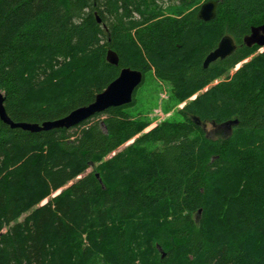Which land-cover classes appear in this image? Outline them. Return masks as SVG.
<instances>
[{"label":"trees","instance_id":"1","mask_svg":"<svg viewBox=\"0 0 264 264\" xmlns=\"http://www.w3.org/2000/svg\"><path fill=\"white\" fill-rule=\"evenodd\" d=\"M207 1L0 0L15 123L88 106L123 68L153 72L186 103L181 121L146 133L128 111L136 93L70 129L0 119V264H264V52L244 43L264 0H217L204 22ZM225 35L235 53L205 68ZM205 123L234 125L211 139Z\"/></svg>","mask_w":264,"mask_h":264},{"label":"water","instance_id":"2","mask_svg":"<svg viewBox=\"0 0 264 264\" xmlns=\"http://www.w3.org/2000/svg\"><path fill=\"white\" fill-rule=\"evenodd\" d=\"M218 4L219 2L217 0H209L203 3L199 8L198 18L204 22L213 20L217 15ZM98 23H100L99 18ZM259 30L264 32V26L254 28L251 32V35L245 37L244 43L247 46H264V37L261 36L262 38L258 40L259 35L256 33V31ZM236 49L237 45L235 44L233 38L229 35H225L220 40L217 47L207 55L204 61V67L207 68L209 65L217 62L218 60L226 59L227 57L233 55ZM106 59L107 62L113 66L119 65V57L117 53L111 49L108 50ZM143 81L144 74L141 71L131 68H123L119 76L111 84H109L103 92L96 95L93 103L89 104L88 106L78 108L61 119L46 121L42 124H31L24 122L15 123L12 121L7 115L4 105V95L0 91V119L12 129H21L31 133L51 131L55 129H70L96 116L97 114L104 113L110 108L131 105L134 101V95L138 88L142 86ZM231 125H234V123H226L220 127L226 128L227 131L230 132ZM97 177L99 178L98 175Z\"/></svg>","mask_w":264,"mask_h":264},{"label":"rangeland","instance_id":"3","mask_svg":"<svg viewBox=\"0 0 264 264\" xmlns=\"http://www.w3.org/2000/svg\"><path fill=\"white\" fill-rule=\"evenodd\" d=\"M256 33L259 35L258 40L264 37V32L259 30L256 31ZM262 52H264V46L258 48L256 54ZM244 62L237 65L235 69L229 73V75L233 74L237 69H239ZM194 98L195 97L191 98L190 100H193ZM185 104L186 103H179L172 99L170 85L166 82L158 80L153 72H149L146 74L142 86H140L136 91L134 106L128 109V111L134 118H141L148 123V127L144 130V133H146L163 122L181 121L182 116L180 115V111L183 109ZM204 127L207 136L211 139L223 138L229 134L226 128L218 127L211 123H205ZM131 142L133 141L125 144L120 148V150H123ZM91 171L92 169H89L87 173ZM59 192L60 191L54 193L52 197L58 195ZM46 202H48V199L43 201L41 205H44ZM30 212L25 213L17 221H22Z\"/></svg>","mask_w":264,"mask_h":264},{"label":"flooded vegetation","instance_id":"4","mask_svg":"<svg viewBox=\"0 0 264 264\" xmlns=\"http://www.w3.org/2000/svg\"><path fill=\"white\" fill-rule=\"evenodd\" d=\"M236 44V43H235Z\"/></svg>","mask_w":264,"mask_h":264}]
</instances>
